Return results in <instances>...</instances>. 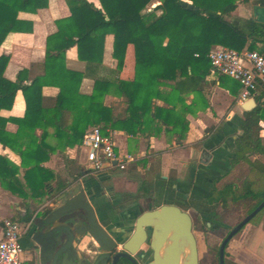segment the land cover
Instances as JSON below:
<instances>
[{"label": "trees", "instance_id": "1", "mask_svg": "<svg viewBox=\"0 0 264 264\" xmlns=\"http://www.w3.org/2000/svg\"><path fill=\"white\" fill-rule=\"evenodd\" d=\"M98 1L99 6L87 0H65L70 15L54 20L56 31L46 37L44 57L19 70L13 81L2 79L8 57L0 55V111L11 108L17 90L25 102L22 117L0 115V143L20 160L15 165L0 155V185L21 197L26 206L29 198L40 202L69 186L42 163L55 151L79 144L89 127L99 126L103 134L120 130L134 139L164 133L168 140L182 141L188 128L185 115L209 106L204 96L208 51L216 45L256 50V43L264 44V23L239 19L233 24L228 19L237 0H158L152 8L148 5L154 0ZM46 4L47 0H0V45L11 32H31L32 21L19 17L20 12L35 13ZM107 35L112 36L114 67L105 72L102 60ZM129 45L133 49L132 77L122 79L119 72ZM73 46L77 59L92 73L88 92L81 89L86 72L65 62V53ZM218 76L220 82L231 81L229 92L240 89L238 81ZM44 86L58 89L51 104L44 102ZM172 89L178 93L175 105L166 101ZM189 94L193 96L187 104ZM106 95L119 98L120 105L105 104ZM263 96L264 87L255 97V107L239 119L235 160L248 161L247 154L264 158V137L259 136L264 123ZM158 100L164 105H158ZM7 121L17 124L14 133L5 130ZM36 129H40L38 135ZM49 136L54 142L47 141ZM249 163L251 169L241 186L226 182L214 187L208 201L232 210L231 205L248 200L252 203L244 214L251 211L264 198V164ZM225 254L224 264H237L227 261Z\"/></svg>", "mask_w": 264, "mask_h": 264}, {"label": "crops", "instance_id": "2", "mask_svg": "<svg viewBox=\"0 0 264 264\" xmlns=\"http://www.w3.org/2000/svg\"><path fill=\"white\" fill-rule=\"evenodd\" d=\"M87 1L99 6L98 0ZM158 2V0L152 1L148 8H152ZM262 6L264 0H237L236 7L228 19L233 24H237L239 19L256 20ZM68 15L70 10L65 0H47L46 6L38 8L35 13L20 12L19 17L32 21V30L11 32L1 43L0 55L8 57L1 74L2 79L13 81L19 70L30 68L31 64L40 61L45 55L46 37L56 31L54 20ZM111 50L112 36L107 35L102 60V65L106 68L105 72L114 67ZM256 50L263 52L264 44L256 43ZM65 62L70 68L86 72L81 89L88 92L92 83V73L87 70L84 62L77 59L76 47L73 46L66 51ZM132 69L133 49L129 45L119 77L130 79ZM230 85V80L225 83L220 82L218 73L210 71L209 67L204 84V96L209 106L185 115L188 128L182 141L175 137L168 140L164 133L159 137L140 136L134 139L120 130H108L107 134L113 139L119 154H128L133 158L123 170L107 168L98 173H91L79 144L67 147L64 151H55L42 165L59 174L69 186L80 184L93 203L99 219L112 231H130L132 227L125 220L126 216L132 210L139 209L141 204L169 202L188 212L193 227L197 225L201 228V232L209 233L212 228L226 227L225 221L218 222L215 218L216 213L221 210H218L219 203L208 201L209 191L226 182L234 184L232 178L236 176L235 171H244V178L248 176L251 169L249 162L264 164V158L259 154H247L246 158L249 162L244 159H234L235 140L241 133L239 119L247 110L242 108L243 102L237 99L240 89L233 94L229 92ZM57 90L54 86L42 88L46 104L51 102ZM192 96V94L186 96L187 104L191 102ZM177 97L176 90H169L166 101L170 105H175ZM106 98L111 101L106 102ZM261 101L264 102V96ZM118 102L119 98L114 96L104 97V103L107 105L119 106ZM254 102L256 105L255 99ZM156 103L164 105L160 100ZM24 111V98L22 92L17 90L11 108L1 110L0 115L22 117ZM5 130L14 133L17 124L7 121ZM47 131L51 134L52 128L49 127ZM35 133L38 135L40 129H36ZM259 136L264 137L263 122ZM47 141L54 142V139L49 136ZM0 155L5 156L15 165L20 164L19 157L1 143ZM19 172L22 174V168H19ZM59 194L43 197L40 202L29 198L27 200L29 204L26 206L21 197L3 189L0 185V223L3 218H10L17 221L20 228L22 223L27 222L42 208L50 207ZM79 247L82 249V246ZM226 251L231 254V260L237 264H264V207L258 212L254 221L246 223L233 235L227 243ZM22 259L24 264H35L26 250H23Z\"/></svg>", "mask_w": 264, "mask_h": 264}, {"label": "water", "instance_id": "3", "mask_svg": "<svg viewBox=\"0 0 264 264\" xmlns=\"http://www.w3.org/2000/svg\"><path fill=\"white\" fill-rule=\"evenodd\" d=\"M256 20L264 23V6L260 7ZM254 106L253 98L242 103L244 110ZM263 207L264 198L228 229L218 246V264H224L228 241ZM67 219L72 221L67 222ZM35 225V235L39 236L36 239L39 264H106L110 258L131 256L134 254L132 247L144 241L145 228L150 229L149 242L154 249L147 264H198L192 218L172 202L141 204L132 218L131 230L116 232L102 223L85 189L77 183L63 189ZM78 244L86 258L81 256Z\"/></svg>", "mask_w": 264, "mask_h": 264}, {"label": "built area", "instance_id": "4", "mask_svg": "<svg viewBox=\"0 0 264 264\" xmlns=\"http://www.w3.org/2000/svg\"><path fill=\"white\" fill-rule=\"evenodd\" d=\"M207 58L210 71L238 81L240 90L237 99L240 102L255 99L264 87V51L236 50L216 45L208 51ZM78 146L91 173L107 168L123 170L133 160L128 154L120 155L111 136L103 134L99 126L87 129ZM104 164L107 166L104 167ZM0 227V264H24L18 222L3 218Z\"/></svg>", "mask_w": 264, "mask_h": 264}, {"label": "flooded vegetation", "instance_id": "5", "mask_svg": "<svg viewBox=\"0 0 264 264\" xmlns=\"http://www.w3.org/2000/svg\"><path fill=\"white\" fill-rule=\"evenodd\" d=\"M48 211H49V207H44L39 212H37L31 219H29L27 222H24V223H22V225H20V232H21L20 242H21V245L23 247V250H26L31 255V257L35 261V264H39V245L36 242V239H39V236L35 235V233H36L35 221H37L38 218L45 216ZM137 212H138V208L132 210L126 216L125 220L128 222L129 225L132 224V218L137 214ZM221 213L222 212H219L216 214L219 215ZM217 215L215 217L216 220L218 219ZM70 221H72V220L67 219V222H70ZM192 230H193V225H192ZM145 235H146L145 239L142 243H140L137 246L132 247L131 250H133V252H134L133 255L130 256L128 254V256L119 257L118 259L116 258L114 260H112V258H110L106 262V264H147L152 259L153 253H154V249L150 245V242H149V236H150V229L149 228H145ZM42 242H43V240H42ZM210 244H211L210 241H207L205 243L206 249L209 248ZM79 246L80 245L78 244L77 247L81 250V248ZM218 246H219V244H218ZM226 247H227V244L225 245L224 251H226ZM116 249H120V248H116ZM217 250H218V247L216 249V255L218 258ZM81 251H82L81 256L86 258L87 256L84 253V251L83 250H81ZM198 264H199V259H198ZM217 264H218V262H217Z\"/></svg>", "mask_w": 264, "mask_h": 264}, {"label": "rangeland", "instance_id": "6", "mask_svg": "<svg viewBox=\"0 0 264 264\" xmlns=\"http://www.w3.org/2000/svg\"><path fill=\"white\" fill-rule=\"evenodd\" d=\"M105 100L106 102L111 101L109 98H106ZM244 174V171H235L236 176H233L232 180L237 187L241 186L242 180L244 179ZM251 203L252 202L247 200L241 204L239 203L231 205V207L234 208L232 209L233 211L231 208H229L230 206L224 208L219 205L220 208L218 210H221L222 213L221 215L219 214L217 220L218 222L225 221L226 227L218 226L212 228L211 232L209 233H204L203 231L201 232V228H199L197 225L193 227V233L197 240L199 264H217L216 249L218 244L220 243L222 237L227 233L228 229L245 215L244 211ZM207 241L211 242L208 249H206L205 245ZM225 258L227 261L231 260V254L227 251Z\"/></svg>", "mask_w": 264, "mask_h": 264}]
</instances>
